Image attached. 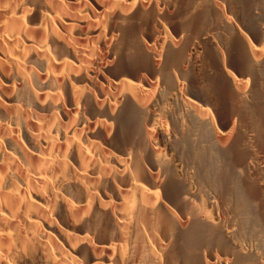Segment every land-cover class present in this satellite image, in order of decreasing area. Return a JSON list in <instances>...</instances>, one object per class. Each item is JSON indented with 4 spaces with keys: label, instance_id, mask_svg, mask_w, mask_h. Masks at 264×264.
Listing matches in <instances>:
<instances>
[{
    "label": "bare ground",
    "instance_id": "bare-ground-1",
    "mask_svg": "<svg viewBox=\"0 0 264 264\" xmlns=\"http://www.w3.org/2000/svg\"><path fill=\"white\" fill-rule=\"evenodd\" d=\"M0 264H264V0H0Z\"/></svg>",
    "mask_w": 264,
    "mask_h": 264
}]
</instances>
